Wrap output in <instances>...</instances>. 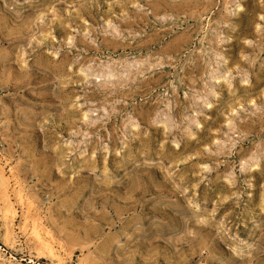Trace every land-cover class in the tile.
I'll list each match as a JSON object with an SVG mask.
<instances>
[{
    "label": "rangeland",
    "instance_id": "1",
    "mask_svg": "<svg viewBox=\"0 0 264 264\" xmlns=\"http://www.w3.org/2000/svg\"><path fill=\"white\" fill-rule=\"evenodd\" d=\"M0 175V264H264V0H0Z\"/></svg>",
    "mask_w": 264,
    "mask_h": 264
},
{
    "label": "bare ground",
    "instance_id": "2",
    "mask_svg": "<svg viewBox=\"0 0 264 264\" xmlns=\"http://www.w3.org/2000/svg\"><path fill=\"white\" fill-rule=\"evenodd\" d=\"M0 176H2V175H0ZM1 180V179H0ZM5 180H3V183L5 184V182H4ZM7 181V180H6ZM6 186V185H5ZM7 194V193H6ZM21 195V194H20ZM21 196H19V198H20ZM6 198V197H5ZM9 202V201H8ZM5 205H7V203L5 204ZM9 205V204H8ZM7 205V206H8ZM7 206H5V208L7 207ZM12 206V205H11ZM10 208V207H9ZM13 209V208H12ZM8 210V209H7ZM12 212V211H11ZM7 213V212H6ZM12 213H14V212H12ZM8 214V213H7ZM6 215V214H5ZM9 215V214H8ZM11 215V214H10ZM9 215V216H10ZM12 216V215H11ZM35 219H37V218H35ZM41 222V221H40ZM35 233V232H34ZM36 234V233H35Z\"/></svg>",
    "mask_w": 264,
    "mask_h": 264
}]
</instances>
